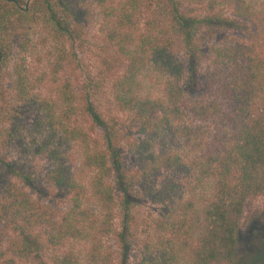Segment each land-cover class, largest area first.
<instances>
[{"label":"trees","instance_id":"1","mask_svg":"<svg viewBox=\"0 0 264 264\" xmlns=\"http://www.w3.org/2000/svg\"><path fill=\"white\" fill-rule=\"evenodd\" d=\"M77 3L0 0V264L46 249L53 264H79L71 242L87 244L86 264H109L101 239L112 231L114 190L127 208L133 183L120 160L124 132L137 134L129 145L140 192L161 207L137 264L229 263L246 199L264 197V0H117L108 39L125 68L111 83L106 113L78 98L69 80L57 82L81 44ZM189 4L203 14L185 12ZM243 22L258 45L212 48L211 93L186 100L172 34L191 62L189 74L203 27ZM38 46L56 57L48 80L55 89L43 98L36 86L48 78L27 67ZM22 108L34 111L33 151L46 162L39 178L9 151L11 116ZM112 111L126 115L124 129ZM55 194L64 200L59 212L44 201Z\"/></svg>","mask_w":264,"mask_h":264},{"label":"rangeland","instance_id":"2","mask_svg":"<svg viewBox=\"0 0 264 264\" xmlns=\"http://www.w3.org/2000/svg\"><path fill=\"white\" fill-rule=\"evenodd\" d=\"M79 28L81 32L80 45L74 44L69 53V61L63 63L56 75L58 84L69 80L76 91L77 97L85 96L88 101L100 106L103 112L112 109L109 90L113 80L118 78L125 68V61L115 53L113 42L108 39V32L113 28L117 0H77ZM183 10L188 14H203L200 6L184 5ZM144 16V13L142 14ZM254 30L246 23L233 27L205 28L200 30V59L193 71L188 74L191 62L177 34H172V46L175 56L184 65L183 89L185 99L200 98L211 93L205 71L213 56L211 49L219 46H248L258 45L253 41ZM56 57L47 51V47L38 46L29 58L27 65L33 77L45 75V80L36 86V94L40 98L49 96L55 85L48 80L51 78V68ZM145 81L146 90L153 87ZM9 86V79H4ZM57 86V85H56ZM113 110V109H112ZM116 118L119 128H125L126 115L111 112ZM13 144L10 154L17 159L23 168L39 178L46 167L44 156L34 153V144L38 137L33 126L34 111L22 108L12 116ZM84 123L87 121L83 118ZM95 135L99 129H95ZM125 134V135H124ZM137 141V134L129 135L124 132L120 147V160L123 171L127 176H133L132 189L126 195L130 203L127 208L122 204L120 192L114 190V204L111 209V232L101 239L102 251L108 255L109 264H137V258L144 242H151L153 237L152 221L158 215L160 206L151 203L140 192L141 180L137 178L138 165L130 143ZM136 178V179H134ZM56 212L61 211L64 200L59 194L44 200ZM126 214V215H124ZM127 223V231L123 229ZM4 240L0 238V248ZM79 264H86L87 250L82 242H71ZM102 252V253H103ZM53 251L43 250L39 254L27 257L13 258L14 264H53ZM227 264H264V197L247 198L236 232V251L233 259Z\"/></svg>","mask_w":264,"mask_h":264}]
</instances>
